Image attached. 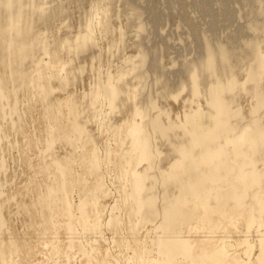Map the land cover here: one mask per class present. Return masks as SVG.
Segmentation results:
<instances>
[{
	"label": "rangeland",
	"instance_id": "obj_1",
	"mask_svg": "<svg viewBox=\"0 0 264 264\" xmlns=\"http://www.w3.org/2000/svg\"><path fill=\"white\" fill-rule=\"evenodd\" d=\"M258 54L264 0H0V264H260Z\"/></svg>",
	"mask_w": 264,
	"mask_h": 264
},
{
	"label": "bare ground",
	"instance_id": "obj_2",
	"mask_svg": "<svg viewBox=\"0 0 264 264\" xmlns=\"http://www.w3.org/2000/svg\"><path fill=\"white\" fill-rule=\"evenodd\" d=\"M11 2L13 0H10ZM15 1H19V0H15ZM89 38V34L85 33L83 36H81L79 38V40H77L76 42L78 43V45L85 43ZM264 65V55L258 54L257 57V68L260 69L262 66ZM256 74V78L258 79L259 74ZM255 74L254 75H250L248 77V81L251 80H255ZM230 85V89L233 88L234 86V82L230 81L229 83ZM113 87H114V83L110 82L107 83L104 87H103V95L107 98L110 97L112 91H113ZM264 101V96L263 97H258L257 98V103L258 106L261 105ZM135 117L133 116L131 119L126 120L122 123V125L119 126V130H121V140L122 139H126L128 140L129 143V148L131 149V154L135 155L137 154L139 151H141L143 148H146V142H148V140L146 139L147 134H146V129L143 125V117L144 114L140 111L135 110L134 113ZM259 129H262L261 127H259V125H253L252 127H245L244 129L241 130V134L238 137H234L231 142L235 145H242L244 143H249L250 145L255 141L254 139L251 138L252 133L254 134L255 130H257V139L258 141H260L262 139V135L263 132ZM61 132V136L64 138H68L71 137L73 134V131L69 128H62L60 129ZM94 158H96L99 161V157L94 156ZM128 169L129 171L135 170V166L132 165H128ZM250 174H252V172H250ZM100 188V184H97L96 189ZM138 194V190H135L133 193V200L136 199V195ZM91 197V196H90ZM88 201V198H85L83 200H81L78 204H77V209H82L86 203ZM262 206H264V202L261 203ZM264 213V212H263ZM260 229L262 230L259 234V240L263 245V248L260 252L258 261L260 262V264H264V221L262 222V225L260 226ZM209 257L215 259V264H218L217 259L221 257L220 254H212ZM141 264H150L148 261V255L141 260Z\"/></svg>",
	"mask_w": 264,
	"mask_h": 264
}]
</instances>
